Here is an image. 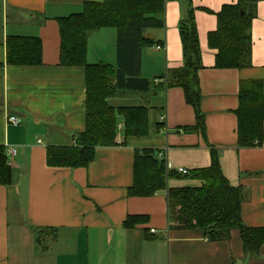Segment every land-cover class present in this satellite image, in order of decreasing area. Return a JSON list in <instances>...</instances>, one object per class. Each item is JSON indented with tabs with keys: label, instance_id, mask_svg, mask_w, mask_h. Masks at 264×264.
Returning <instances> with one entry per match:
<instances>
[{
	"label": "crops",
	"instance_id": "crops-1",
	"mask_svg": "<svg viewBox=\"0 0 264 264\" xmlns=\"http://www.w3.org/2000/svg\"><path fill=\"white\" fill-rule=\"evenodd\" d=\"M104 1L0 0V145L7 154L16 150L8 156L13 183L0 186V264H264V245L257 255L246 253L238 230L227 240L211 241L199 230L172 228L166 190L129 195L136 150L154 149L164 154L169 170L191 171L211 165L210 145L219 151L230 184L243 191L244 225L264 228V142L239 148L235 113L241 81H261L264 90V0L254 4L250 63L242 69L215 68L216 51L209 46L217 13L238 0H165V28L144 32L162 44L141 54V76L154 81V88L108 100L114 108L150 107L148 134L125 140L119 118L118 146L98 148L86 168L51 167L48 147L76 146L86 129L85 68L61 65L57 19L82 12L87 2ZM191 10L204 65L199 80L206 140L184 130L196 122L184 91L164 88L169 71L183 65L180 23ZM10 36L39 38L43 64L8 65ZM116 46V29L94 33L88 63L117 66ZM11 116L18 125L9 122ZM201 184L168 180V188ZM129 217L139 220L126 227Z\"/></svg>",
	"mask_w": 264,
	"mask_h": 264
},
{
	"label": "trees",
	"instance_id": "trees-1",
	"mask_svg": "<svg viewBox=\"0 0 264 264\" xmlns=\"http://www.w3.org/2000/svg\"><path fill=\"white\" fill-rule=\"evenodd\" d=\"M258 0H238L217 13L218 27L209 35V46L216 51L215 68L242 69L249 65L252 50L253 8ZM165 0H105L87 2L80 13L57 19L61 36L60 59L64 67H83L86 73V129L77 135V145L51 146L47 162L51 167L86 168L98 148L118 146L119 118L124 138L141 137L149 132L150 107L114 108L108 100L121 92H148L154 81L141 76L144 48L162 42L145 37L148 29H164ZM105 28L117 31V66L89 64V38ZM183 65L169 71L164 88H181L196 116L187 132L200 133L206 140L205 115L201 110L199 72L204 68L194 10L180 23ZM0 45L3 40L0 38ZM7 63L11 66L37 67L43 64V45L39 38L10 36L6 40ZM237 145L261 147L264 142V90L258 80H243L239 90ZM211 165L186 174L168 169L154 149L136 150L132 197H151L168 192L169 222L179 230H199L211 241L230 238L233 230L241 235L244 251L257 255L264 245V228H249L242 220L244 194L225 177L219 151L208 145ZM169 179L196 180L200 187L168 188ZM13 183V170L6 147L0 145V186ZM139 218L129 217L126 227ZM41 233V232H40Z\"/></svg>",
	"mask_w": 264,
	"mask_h": 264
},
{
	"label": "built area",
	"instance_id": "built-area-1",
	"mask_svg": "<svg viewBox=\"0 0 264 264\" xmlns=\"http://www.w3.org/2000/svg\"><path fill=\"white\" fill-rule=\"evenodd\" d=\"M158 48H162V47H158ZM8 120H9V122H11L14 125H18L19 124V119L17 117H15V116L9 117ZM15 155H16V150H9L8 151V156L9 157H14ZM159 156L162 158V157H164V154L161 153ZM178 172L179 173H183V174L187 173V171L184 170V169H179ZM151 232L155 233V230H152Z\"/></svg>",
	"mask_w": 264,
	"mask_h": 264
}]
</instances>
